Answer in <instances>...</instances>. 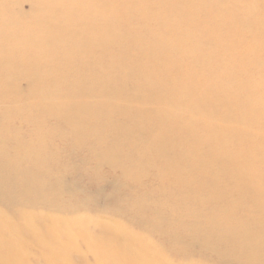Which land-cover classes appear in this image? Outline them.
I'll use <instances>...</instances> for the list:
<instances>
[{
    "label": "bare ground",
    "instance_id": "6f19581e",
    "mask_svg": "<svg viewBox=\"0 0 264 264\" xmlns=\"http://www.w3.org/2000/svg\"><path fill=\"white\" fill-rule=\"evenodd\" d=\"M141 1L60 0L63 11L56 3L40 8L39 0H30L31 11L19 14L11 8L15 0H0V264H29L32 246L49 253L42 255L47 264H163L157 245L148 241L163 234L185 238L204 259L209 253L222 264H264V136L260 143L210 122L213 115H231L264 124V77H256L264 76V33L247 19L256 15L248 6L240 9L249 43L238 33L218 38L223 46L210 60L196 41L185 42L189 36H173L177 28L170 21L181 6L199 3L190 23L202 36L217 32L226 14L210 13L200 0H165L167 34L151 39L149 28L132 34L123 21ZM137 14L154 16L152 10ZM142 38L150 39V50L138 47ZM160 57L167 67L157 66ZM252 57L256 67L236 68L241 83L231 85L228 66L251 64ZM197 61L200 77L213 61L223 65L225 84L192 81L182 64ZM146 64L149 71L139 72ZM151 72L172 80H151ZM18 73L28 78L27 92L7 84ZM178 82L181 89L172 90ZM256 111L258 121L251 122ZM59 144L80 156L93 191L62 180ZM147 168L154 171L151 194L140 191ZM102 180L113 190L109 195ZM93 192L112 205L103 211L91 202ZM91 224L96 235L87 231Z\"/></svg>",
    "mask_w": 264,
    "mask_h": 264
},
{
    "label": "rangeland",
    "instance_id": "374dc122",
    "mask_svg": "<svg viewBox=\"0 0 264 264\" xmlns=\"http://www.w3.org/2000/svg\"><path fill=\"white\" fill-rule=\"evenodd\" d=\"M7 0H3V2L5 3ZM17 4H13L12 5V9L13 10H17L22 14H27L28 12L31 11V2L30 0H15ZM145 2H143V0L141 1V3L138 5V8L136 9V11H131L130 13H128L125 16V20H123L125 23V25H129L131 27V31L132 34H137V33H141V35L144 32V29H148L149 28V32L151 34V39H162L167 33L165 32L168 29V24L169 22H167V20H165L166 18H169V15L166 11V9L164 8V1L165 0H144ZM41 2V4H40ZM60 0H39V5H41L42 7L40 8H51V4L52 3H56L63 11L67 10V6H60L59 5ZM201 4H203L205 6L206 9L210 10V13H215L217 10H221V12L218 13H223L226 14V16L224 17V19H222L221 21H219L217 23V25H221L220 27H218V31L217 32H207L205 34H203L202 36H200V32L198 30V28L195 26L194 23H190V20L192 19V17L194 16V14L201 10L200 4L199 3H195L193 5H197L196 7L193 5H183L180 8V13L181 14H176L173 19H171V24L173 23V27L177 30L175 31V34L173 36H180V34H185L187 36H189V38L187 39L188 41H185L187 43L192 42L193 40L197 42L198 44V50L201 51V53L206 52L204 54H209L210 53V57L209 59L211 60V56H212V51H214L215 49H219L220 47H222L223 45L219 44L221 42H216V39H229L231 36H235L238 34H240L242 36V38L247 35L246 32H244V28L241 25V22L244 21V16H246V13L243 14L241 13L240 9L248 6L249 10H252L254 12V15H256V17H247V19L249 21L252 20V22H255V24L250 27L251 29L254 30H258V32L262 31L261 33H264V21H261V16L264 13V0H200ZM182 4H185L184 0H181ZM6 7H9L8 5H6ZM144 8V10H143ZM233 8H236V10H234ZM203 10L208 11V10ZM20 10V11H19ZM145 10H152V13H154L153 18H146L143 16H139L137 14V11H145ZM209 14V13H208ZM206 14V17H210V15ZM214 15V14H213ZM104 21H109L110 17L108 15L104 16ZM231 18L234 20L233 23H226L227 19ZM162 20H165L167 23H164ZM236 20V21H235ZM169 21V19H168ZM123 22V23H124ZM125 27V26H124ZM167 27V28H166ZM244 29V30H243ZM170 33V32H169ZM245 35V36H244ZM231 37V38H233ZM247 37V36H246ZM245 40V44L247 45L249 43L248 38L244 39ZM150 39H144L143 38L138 42V47L141 46L145 49H151L150 43L149 41ZM180 39H178V42L180 43ZM243 42V41H241ZM261 42V41H260ZM241 45V44H239ZM261 45V44H260ZM242 46V45H241ZM240 46V47H241ZM257 46H259V44H257ZM242 48V47H241ZM226 51V48H224ZM209 52V53H207ZM245 51L243 50V52L237 54V55H245ZM179 57V55L177 56ZM251 58V57H250ZM245 61H247V57H245ZM187 63H183L182 65L184 66V68L182 69L183 73H188L190 75H193L194 78L192 79V81L196 82L198 81L199 83L201 82V79L203 78L204 80L207 78L208 80H210L209 82H213V84H225L221 81L226 80V78L223 77V75L226 73L223 65H219L217 63V61H213L212 64L207 66V69L209 70V72L207 71V74L204 75L203 77H200L198 75V72L201 70V65L200 63H197L195 65L189 66L187 65ZM254 64H256V58L252 57V63L251 64H242V65H226L229 68V71L227 70L228 73L231 74V80L230 83L231 85L234 84H238L241 83V70L246 69V68H253L256 67L254 66ZM166 65L167 67V60L163 57H160V59H158L157 61V66L159 67H164ZM144 68L146 71H149L148 65L146 64V67H140L139 72H143ZM241 69V70H237V69ZM263 72V71H262ZM153 75L151 76V80H155L158 79L161 82H168V80H172L171 76L169 74H159L156 72H151ZM259 75V76H258ZM256 77L261 78L264 77L262 76L259 72L256 74ZM17 78V82L14 81ZM15 79H7V84H11V82H14V85H18L17 89L21 90L22 92H27L28 91V86H29V81L28 78H26V76L24 77V75H20L18 73L17 77H15ZM263 79V78H262ZM264 80V79H263ZM160 82V83H161ZM160 85V84H159ZM20 86V87H19ZM182 86H180V83L178 82L176 85L172 86V90L174 91H179L181 89ZM15 88V86H14ZM8 90H12V88L10 87V89ZM157 90H162L161 88H157ZM1 91V90H0ZM19 94V91L17 92V95ZM260 96L258 95L257 98H259ZM199 102H202L200 104V106L202 108H204V100L203 98L198 97L197 98ZM8 100L11 101V98H9ZM215 109V108H214ZM241 114H243L241 112ZM183 117H189L188 115L183 116ZM255 117H259V112L256 111L254 112V117L251 119V122H255L258 121ZM193 118H197V119H205L204 117L201 116H196V117H192ZM210 122L216 125H226L228 126L229 129L231 130H235L237 131L239 134L240 133H244V135L249 136V137H253L255 138V140L257 142H261L260 137L264 136V124L262 123H247L243 120H241L239 117H234L231 116L230 117H220L219 115H213L210 118ZM18 125V123H16ZM62 138V137H60ZM264 144V143H262ZM59 147H64L61 148V150L57 151V155H56V162L57 164L59 162L62 163V166L65 169V173L61 174L62 175V180L65 181V183L67 185H74L79 187L80 190L86 191L87 193H89L90 191H93V186H91L89 183L91 182V178H89L88 172L85 170L86 166L83 165L82 163H79V155L77 153H71L70 149L65 146L64 144H59ZM69 157V158H67ZM154 171L150 168H147L145 172H143L144 177L141 179V183L143 182L145 185L147 186H143V188L140 191L143 192H147L148 194L150 193V191H153V187L151 186V184H154V177H153ZM86 176V177H85ZM101 190H103V192H105V196L109 195L111 192H113L112 188L110 187L109 183H106L105 180L101 181ZM49 186V185H47ZM96 188V187H95ZM63 192V191H61ZM154 192V191H153ZM92 194H94L92 196ZM151 194V193H150ZM91 195V202L96 204L97 206H99L103 211L104 209H107L106 207H110L111 202H107V200H103L102 198H100V196H95L98 195L96 193H90ZM235 196V195H234ZM158 199H161L159 202V205L162 206V210L163 212L167 211V207L165 206L164 200L165 198H163L162 196ZM157 199V200H158ZM164 199V200H163ZM66 202V201H65ZM202 203V201H198V205L199 203ZM67 203V202H66ZM195 204H197L196 202H194ZM23 207H25V205H23ZM28 207H30L28 205ZM204 208H199L197 210V213L199 214V218L202 217L200 214L205 213V206H202ZM32 208V207H30ZM104 208V209H103ZM36 211H45V212H49V210L47 211V209L45 210L44 207L36 206ZM83 212H87L86 210H82ZM110 211V210H109ZM122 211V209H121ZM120 211V213H121ZM89 213V212H88ZM119 213V212H118ZM100 215H102V213H99ZM104 215V214H103ZM110 217L113 218H117L120 219L122 221H125L123 219V216L121 214H111L109 213ZM163 220H161V225L163 226L162 222ZM137 222V221H136ZM177 223V222H176ZM205 223V222H203ZM174 225V224H173ZM134 228H138L137 225H134ZM139 230V229H137ZM87 231L91 234V235H96L97 229L96 227L91 224L88 226ZM147 231V230H146ZM147 233V232H145ZM151 240H148L151 244L155 243L157 245L158 248V254H159V258L161 260V262H163V264H187L189 261L195 263V264H222L221 259H217L216 257H213L212 255H209V253H207L205 259L204 256H202L201 253H198L197 248L194 246L192 247L191 244L189 243L188 240H186L185 238H181L183 241H180L175 237H169L167 235H152L150 236ZM79 243L80 248L82 249V252L85 253L87 256L91 257V252L89 250H86L83 246H82V239H78L77 240ZM114 243L116 246H120V242L118 239L114 240ZM30 249V248H29ZM31 252L32 255H28L27 259L29 262V264H47L45 259L43 258L42 255L48 257L49 253L44 251L42 253H39V249L35 248L34 246L31 247V249L29 250ZM184 253V254H183ZM36 255V257L34 256ZM41 255V256H39ZM71 255L75 256V254L71 253ZM157 256V255H156ZM210 259V260H209ZM135 260V259H134ZM133 262V260H132ZM136 262V261H135ZM61 262H56L53 264H60ZM137 263V262H136ZM75 264H79V263H75ZM91 264H99V263H91ZM106 264V263H105Z\"/></svg>",
    "mask_w": 264,
    "mask_h": 264
}]
</instances>
